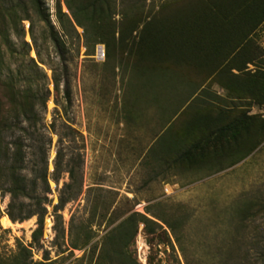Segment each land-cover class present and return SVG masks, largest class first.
Instances as JSON below:
<instances>
[{"label":"trees","instance_id":"16d2710c","mask_svg":"<svg viewBox=\"0 0 264 264\" xmlns=\"http://www.w3.org/2000/svg\"><path fill=\"white\" fill-rule=\"evenodd\" d=\"M56 1L64 35L71 30L81 38L86 55H93L97 44L104 46L100 65L111 71V80L118 76L124 100L134 104L144 99L165 111L166 140L161 148L151 150L153 163L169 168L191 163L200 142L192 133L208 110L205 107L224 112L228 103L208 101L211 93L204 85L208 80L225 91L230 103L243 98L249 105L264 106V49L254 37L264 21V0H161L156 5H148L147 0H63L67 12ZM34 18L44 24L41 40L51 43L62 62L65 40L51 24L45 0H0V195L8 196L5 214L11 222L36 217L31 241L25 244L16 239L12 249L0 251V264H142L133 248L140 225L150 251L157 253L159 245L173 249L168 230L178 240L176 222L147 206L144 213L126 208L115 216L116 193L101 194L97 186L88 188L95 192L92 199L87 198L88 216L77 219L71 214L65 225L62 210L81 196L84 181L82 152L67 140L75 141L81 134L66 121L49 124L57 135L49 171L51 136L43 122L49 84L55 94H61L66 110L71 103L70 74L65 64L54 66L53 60L47 65L50 76L39 65L46 63L33 32ZM23 20L29 21L35 57L30 56V43L24 39ZM76 26L82 29L80 34ZM250 64L254 71L247 69ZM173 94L179 97L171 101ZM188 111L194 115L187 124L177 125L179 113ZM219 115L214 122L220 123L211 126V133H231L233 138L250 118L235 115L221 122ZM63 174L67 179L51 212L55 258L43 250L41 258L34 259L33 246L40 247L50 204L49 180L58 183ZM103 221L110 228L95 239L93 227ZM74 250H81V255ZM146 263L158 264L151 252ZM232 264H243V260Z\"/></svg>","mask_w":264,"mask_h":264},{"label":"rangeland","instance_id":"374dc122","mask_svg":"<svg viewBox=\"0 0 264 264\" xmlns=\"http://www.w3.org/2000/svg\"><path fill=\"white\" fill-rule=\"evenodd\" d=\"M160 1L147 0V4L156 5ZM45 2L54 30L65 40V55L62 62L58 61L57 50L49 41L41 40L44 24L34 18L33 32L46 63L39 65L50 76L47 65L51 60L54 66L65 64L71 86V103L64 110L66 103L61 94H55L52 84H49L51 94L43 112V122L51 136L48 169H53L52 160L56 151L57 135L49 128L53 120L56 123L66 121L81 134V138L78 136L75 141L70 139L67 143L79 147L83 155V193L62 210L65 225L71 214L77 219L88 216L90 204L87 198L89 195L92 199L95 194L88 188L97 186L101 194L106 190L116 193L119 203L113 207L115 216L126 208L144 213L147 206L154 213L176 222L178 240L168 230L173 249L169 245H159L157 253L149 250L139 226L133 248L142 264H147L150 252L158 264H221L226 261L232 264L241 259L243 264H260L264 254V106L249 105L243 102V98L230 103L231 99L217 83L205 80V88L208 87L211 93L206 98L210 102L219 99L228 102L225 111H209L210 106L205 107L208 110L204 111L201 123L192 133L194 140L200 142L194 149L191 163L175 168L157 165L152 161L151 150L161 148L166 140L165 111L144 99H138L134 104L124 100L118 76L116 80H111V71L100 65L104 60H96L94 54L86 55L82 39L71 30L63 34L56 15L57 1ZM60 4L62 11L67 12L63 0ZM116 9L120 10L118 3ZM22 27L25 30L24 39L31 46L30 56L35 57L28 31L29 21L23 20ZM76 30L79 34L82 32L78 26ZM254 37L264 49V21ZM247 69L254 71V66L250 64ZM174 96L169 99L173 101L179 97ZM244 114L250 118H246V123L238 128L235 138L231 133H211V126L220 123L214 122L217 115L222 116L221 122H226L235 115ZM193 115L189 111L179 113L176 124L186 125L185 121ZM206 118L211 120H204ZM66 179L63 174L58 183L49 180L50 204L47 205L40 247L33 246L34 259L41 258L43 250L49 251L50 257L55 258L51 212L52 205L57 201L58 189ZM125 198L129 200L125 201ZM7 202L8 196L0 195L2 252L12 249L16 239L29 243L36 226L35 216L22 222L3 224L1 217H7ZM109 228L105 221L100 227L94 225L95 239H99ZM74 253L79 256L82 251L74 250Z\"/></svg>","mask_w":264,"mask_h":264},{"label":"built area","instance_id":"2783aa9c","mask_svg":"<svg viewBox=\"0 0 264 264\" xmlns=\"http://www.w3.org/2000/svg\"><path fill=\"white\" fill-rule=\"evenodd\" d=\"M94 56L96 58V60L98 61H103L105 58V50H104V46L102 44H97L95 46V53Z\"/></svg>","mask_w":264,"mask_h":264},{"label":"bare ground","instance_id":"6f19581e","mask_svg":"<svg viewBox=\"0 0 264 264\" xmlns=\"http://www.w3.org/2000/svg\"><path fill=\"white\" fill-rule=\"evenodd\" d=\"M1 222L3 223V224H11L12 222L9 220V218H7V217H5V216H2L1 217Z\"/></svg>","mask_w":264,"mask_h":264}]
</instances>
